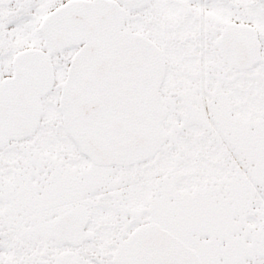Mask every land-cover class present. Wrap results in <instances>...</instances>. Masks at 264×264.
<instances>
[{"label":"snow or ice","instance_id":"1","mask_svg":"<svg viewBox=\"0 0 264 264\" xmlns=\"http://www.w3.org/2000/svg\"><path fill=\"white\" fill-rule=\"evenodd\" d=\"M0 264H264V0H0Z\"/></svg>","mask_w":264,"mask_h":264}]
</instances>
